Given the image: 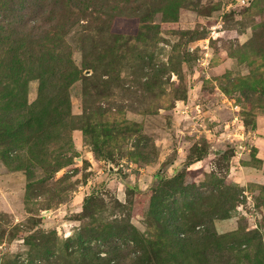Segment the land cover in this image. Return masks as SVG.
<instances>
[{"label": "rangeland", "instance_id": "374dc122", "mask_svg": "<svg viewBox=\"0 0 264 264\" xmlns=\"http://www.w3.org/2000/svg\"><path fill=\"white\" fill-rule=\"evenodd\" d=\"M0 264H264V0H0Z\"/></svg>", "mask_w": 264, "mask_h": 264}, {"label": "trees", "instance_id": "16d2710c", "mask_svg": "<svg viewBox=\"0 0 264 264\" xmlns=\"http://www.w3.org/2000/svg\"><path fill=\"white\" fill-rule=\"evenodd\" d=\"M46 28H47V27H46ZM49 34H50V32H49ZM72 76H74V73H71L70 77L72 78ZM13 98H15V97H12V96H11V97L9 98V101H12ZM106 129H108V127H107ZM106 129H105V131H104L105 136H106ZM112 131L115 132L113 129H112ZM96 148H97V147H96ZM97 152H98V151L96 150L95 153H97ZM159 177H160V179L162 180V178H161L160 175H159ZM167 184H168V183H167ZM168 185H170V184H168Z\"/></svg>", "mask_w": 264, "mask_h": 264}]
</instances>
